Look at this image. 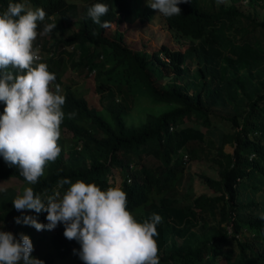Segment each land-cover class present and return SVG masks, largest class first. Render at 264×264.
Returning a JSON list of instances; mask_svg holds the SVG:
<instances>
[{
	"label": "trees",
	"instance_id": "trees-1",
	"mask_svg": "<svg viewBox=\"0 0 264 264\" xmlns=\"http://www.w3.org/2000/svg\"><path fill=\"white\" fill-rule=\"evenodd\" d=\"M27 1L35 9H44V24L57 22L43 37L42 48L52 53L42 56L41 62L56 79L69 65L78 72L91 70L97 103L87 102L83 91L65 77L61 152L45 166L38 183L28 184L19 169L0 156V177L20 181L16 188L4 185L7 190L0 192V230L17 238L28 235L31 255L43 264H58L54 259L72 248L75 264H84L77 254L80 244L64 237L62 223L34 233V227L14 221L30 215L46 224V213L18 212L12 201L31 187L47 204L57 182L67 178L73 183H94L101 190L120 186L138 222L159 214L162 221L156 225L154 239L160 264H264V219L260 218L264 214V0H189L179 5L180 15L159 13L175 37L186 39L184 55L195 62L196 77L189 93L179 84L152 83L147 56L132 50L116 28L104 33L87 17V8L99 2L109 9L102 22L111 18L118 22L129 13L130 0ZM22 2L0 0V13L9 3ZM152 10L143 4L137 19H150ZM70 12L76 14L73 27L68 25ZM70 43L72 48L64 46ZM151 52L162 71L172 70L174 49L163 46ZM138 99L169 105L158 112L146 111L136 124L125 123L124 112ZM3 110L0 101V114ZM186 117L202 128L182 123ZM214 119L226 122L227 128H219ZM223 143L231 149L224 150ZM197 158L214 162L217 176L196 172L211 193L200 191L186 198L178 184L186 159ZM112 166L119 171L117 185L108 180ZM244 186L251 194H241Z\"/></svg>",
	"mask_w": 264,
	"mask_h": 264
},
{
	"label": "clouds",
	"instance_id": "clouds-1",
	"mask_svg": "<svg viewBox=\"0 0 264 264\" xmlns=\"http://www.w3.org/2000/svg\"><path fill=\"white\" fill-rule=\"evenodd\" d=\"M188 2L149 0L147 4L164 17H172L181 14V3ZM108 11L106 4L97 2L87 8V17L101 28H109L110 23L101 20ZM45 18L44 9L33 10L27 0L9 3L0 13V101L4 102L0 156L17 167L30 185L38 183L45 166L59 157L60 126L65 116L63 90L59 84L53 90L56 76L41 62L39 49L33 47L38 22ZM56 24L55 20L46 23L43 32H51ZM74 115L68 114L69 118ZM64 185L69 187L61 192ZM6 190L0 187V192ZM12 205L18 212L46 213V224L30 215L14 217L17 224L42 231L62 223L64 237L80 244L77 254L84 264H160L154 237L162 217L153 214L151 219L138 222L127 208L126 193L118 185L101 190L91 182L73 183L63 178L57 182V191L47 197V204L26 187ZM260 218L264 219V214ZM32 251L28 235L21 233L17 238L10 231L0 230V264H43L31 255Z\"/></svg>",
	"mask_w": 264,
	"mask_h": 264
},
{
	"label": "rangeland",
	"instance_id": "rangeland-1",
	"mask_svg": "<svg viewBox=\"0 0 264 264\" xmlns=\"http://www.w3.org/2000/svg\"><path fill=\"white\" fill-rule=\"evenodd\" d=\"M225 1V0H224ZM243 1V0H241ZM149 0H130L129 1V13L122 18L120 21L115 22L113 18L107 20L110 23L109 28H103L104 33H109L112 28H116L124 39V42L131 47L132 50L139 52L142 51L145 57L147 56V61H145V66L148 68L149 72L152 75V83H156L161 87L168 84L182 85L185 87L186 92L189 93L193 87L195 62L194 60L184 55V47L186 45V39L177 38L173 35L168 27H166L160 17V14L156 10H152L151 18L148 20H138L137 19V10L143 4H147ZM78 3V1H77ZM148 5V4H147ZM27 6L35 10L34 5L27 1ZM33 6V7H32ZM248 9V7H247ZM261 13L260 9L256 8V15L259 16ZM70 20L68 25L73 27L76 23L74 12H70ZM44 22H38L37 27V38L34 42H38V49L42 51V46L45 43H42L43 37L47 38V33L43 32ZM33 42V43H34ZM41 43V44H40ZM167 47L169 49L175 50V59L172 64V70L168 73L162 71L159 66L156 64L154 58L152 57V48L156 47ZM41 49V50H40ZM65 59L68 62V54H65ZM182 67H185L182 68ZM69 76L73 82L66 81V78ZM66 81L70 83L73 87L83 91V96L86 101L89 103H97L96 93L92 90L93 78L91 72H78L75 71L70 65L66 66L61 73V76L56 79L53 83V90L55 84H59L62 88L63 82ZM169 104L166 102H151L148 103L143 99H138L133 103V105L124 112L123 120L125 123L136 124L140 122L146 111L158 112L166 108ZM103 113V111H102ZM104 114V113H103ZM215 125L221 129L227 128V123L223 122L220 119H214ZM184 124H191L197 127L200 126L198 123L193 122L191 118H185L182 122ZM224 150H230L231 145L229 143H223ZM186 158V155L183 156ZM150 161H153V158H150ZM111 176L108 180H112L114 185H117L120 179L118 168L115 166L111 167ZM196 172L207 173L211 176H217L216 164L212 161L200 158V159H186L185 162V171L181 177L180 183L178 184L181 190V194L184 197L189 198L197 192L211 193V189L203 183L200 178L197 176ZM4 185H11L17 187L20 185V181L13 176L0 177V187ZM245 193L251 194V191L248 186L241 187V194ZM255 197V194H252ZM46 230V229H45ZM48 231V230H46ZM34 233H38L35 228L33 229ZM54 262L58 264H75L74 249H70L68 253L62 257H57L54 259ZM219 264H223L222 261Z\"/></svg>",
	"mask_w": 264,
	"mask_h": 264
},
{
	"label": "built area",
	"instance_id": "built-area-1",
	"mask_svg": "<svg viewBox=\"0 0 264 264\" xmlns=\"http://www.w3.org/2000/svg\"><path fill=\"white\" fill-rule=\"evenodd\" d=\"M64 46L67 47V48H72L73 44L70 43V44H67V45H64ZM33 47H34V49H37V48H38V42H34V43H33ZM40 50H41V49H40ZM51 53H52L51 50H49V49H44V48L42 49V51H39V55H40L41 57L44 56V55H50ZM158 55H159L160 57H163V58L166 59V56H164L162 53H160V51H158ZM88 72H91V70H89ZM169 127H170V125H169ZM182 155L185 156L186 154L183 153ZM126 178L128 179V177H126ZM226 227L229 228V225L227 224Z\"/></svg>",
	"mask_w": 264,
	"mask_h": 264
}]
</instances>
